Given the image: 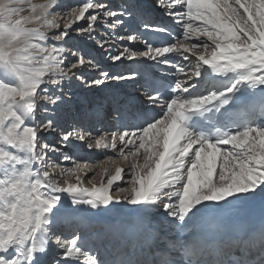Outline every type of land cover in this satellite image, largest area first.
Wrapping results in <instances>:
<instances>
[{"label":"snow or ice","instance_id":"snow-or-ice-1","mask_svg":"<svg viewBox=\"0 0 264 264\" xmlns=\"http://www.w3.org/2000/svg\"><path fill=\"white\" fill-rule=\"evenodd\" d=\"M0 264H264V0H0Z\"/></svg>","mask_w":264,"mask_h":264},{"label":"bare ground","instance_id":"bare-ground-1","mask_svg":"<svg viewBox=\"0 0 264 264\" xmlns=\"http://www.w3.org/2000/svg\"><path fill=\"white\" fill-rule=\"evenodd\" d=\"M34 2H41V0H34ZM144 2L146 4H149L150 0H144ZM65 3L69 4L68 1L66 2V0H65ZM151 12L153 14L148 15V13H147V15H146V21L148 23L166 24V25L169 24L167 21L161 19L160 15L157 12H155V11H151ZM145 35L152 42H159L161 39L159 36L151 34V33H145ZM95 54H97V53H95ZM97 58H98L97 60H100L102 65H103L104 57H101L98 55ZM130 66L132 68L139 69L141 71V73L145 76H151L152 73L159 72V69L156 68L153 65V63L150 61L146 62V63H142V64H133ZM117 70H123V69L121 68V69H117ZM141 82H143V81L141 80ZM139 87H140L139 83L133 85V84H131V82H129L127 85L124 86V88L122 89V92H121L122 96H124L126 99L129 100V102H130L129 108L132 111L135 110L134 106L137 103L135 94L137 93V89ZM110 89H111V86H109L108 89H105V91H108ZM77 99L82 101L83 97L79 96ZM130 122H132V121H130ZM105 127H108V126H105ZM47 139L49 142H56V141L52 140L53 139L52 136H50V138L47 137ZM56 140H57V138H56ZM69 147H71V146H69ZM75 149L76 150H75L74 158L76 160L81 161V162H86V160H87L88 166L94 167L95 171H97V172L100 171L101 168H103V167H109V168L114 170L115 167H117V166L123 167V165L126 163V161L123 159L122 156H120L119 154H115L111 151H107V153H105L104 150H96V149L88 150L87 148H83V147H76ZM108 156H112L114 163L107 159ZM103 157H105V158L103 160H101ZM127 167H128V164L125 168L126 170H127ZM90 174H92V173H90ZM99 178H100L99 176L96 177L97 180H99Z\"/></svg>","mask_w":264,"mask_h":264},{"label":"rangeland","instance_id":"rangeland-1","mask_svg":"<svg viewBox=\"0 0 264 264\" xmlns=\"http://www.w3.org/2000/svg\"><path fill=\"white\" fill-rule=\"evenodd\" d=\"M69 2V4H74V3H77V2H79V0H66V2ZM160 16H161V19H163V20H165V21H167L168 23H170L169 21H168V19L167 18H164L161 14H160ZM142 44V45H141ZM138 46L139 47H143V43L142 42H139L138 43ZM89 51L91 52V54L93 55V56H95L96 58H97V56L99 55V56H101V57H104V54L102 53V52H100L99 50H97V51H92L91 49H89ZM95 53H97V54H95ZM98 59V58H97ZM117 70V69H116ZM80 97H83V95H80ZM48 138H50V136H48ZM52 140H54V141H56V137H54V136H52ZM75 148H72V147H69V149L68 150H66L67 152H68V154L69 155H71V156H73L74 157V154H75ZM105 157H103L101 160H103ZM86 162H87V160H86ZM128 162L129 161H126V163L123 165V168H126V166H127V164H128ZM90 175H92V174H90Z\"/></svg>","mask_w":264,"mask_h":264}]
</instances>
